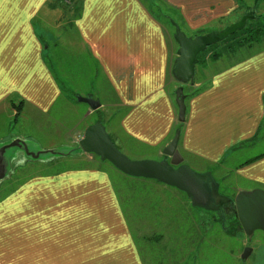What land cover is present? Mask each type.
Instances as JSON below:
<instances>
[{
  "label": "crops",
  "instance_id": "1",
  "mask_svg": "<svg viewBox=\"0 0 264 264\" xmlns=\"http://www.w3.org/2000/svg\"><path fill=\"white\" fill-rule=\"evenodd\" d=\"M162 1L189 25L221 21L243 6L241 0ZM59 6L56 0H0V125L11 127V119L19 122L31 108L37 116L45 114L58 100L57 69L46 46L52 42L47 37L56 39V29L46 26L63 25ZM75 10L68 8L72 17L64 25L96 62L119 108H134L126 127L137 142L164 143L178 120L183 159L194 157L213 169L237 161L232 172L245 187L222 199L234 203L241 192L264 191V157L253 161L264 153L241 162L243 153L264 139V49L247 47L246 54L215 72L209 86L187 100L181 123L163 85L173 76V52L148 3L82 0L79 15ZM114 188L105 169L70 167L28 177L0 201V264H149L157 249L150 245L147 256L139 248L134 231L143 225H131ZM150 202L149 220L157 221L158 201ZM252 251L248 257L256 253V264L259 250ZM236 256L204 244L195 264H237Z\"/></svg>",
  "mask_w": 264,
  "mask_h": 264
},
{
  "label": "rangeland",
  "instance_id": "2",
  "mask_svg": "<svg viewBox=\"0 0 264 264\" xmlns=\"http://www.w3.org/2000/svg\"><path fill=\"white\" fill-rule=\"evenodd\" d=\"M241 2L243 6L226 19L208 25H189L177 10L167 6L162 0H145L154 16L162 24L161 29L166 33L171 45H169L170 51L173 52L174 66L180 49L175 40L177 29L186 39L194 40L223 32L228 27L239 23L243 17L248 16L249 12L252 20L249 19L247 26L255 25L257 21L264 22V0H241ZM81 3L82 0H56V4L63 10V25L46 26V30L51 32L56 29L53 32L56 39L53 41V38L51 40L47 37L53 43L50 42L52 44L50 47L48 40L46 46L51 49L49 54L51 63L57 69L61 84L58 100L52 104L53 107H50L49 111L46 110L45 114L37 116L36 110L31 108L24 111L26 114L19 122L11 119V127L5 124L0 125V148L19 138L26 143L30 153L45 152L38 159H34L26 156L23 149L7 150L5 158L7 173L5 179L0 181V201L16 192L21 184L33 175L58 172L70 167L105 169L111 174L116 196L123 201L131 225L134 227L137 222L143 225V232L134 231L139 248L144 250L147 256H149L147 248L150 245L157 249V252L152 254V262L150 261L149 264H153L155 257L157 258L154 264H195L198 250L204 244L215 245L225 252H234L237 255L235 257L237 264L254 263L253 257L256 253L252 258L242 257L246 249H258L260 259L256 264H264L261 263L264 252V231H256L252 236H247L238 219L234 218L235 215L231 212L224 218L216 210L195 208L186 194L178 189L154 180L127 176L110 162L102 161L100 157L82 151L80 141L84 138L85 131L90 126L100 123L117 148L131 160L161 162L167 159L170 161V158L163 155V150L171 143L176 132L183 125L179 124L178 120L175 121L177 131L173 130L164 143L156 146L137 142L132 129L126 127L134 108H131L130 112H128L129 109L119 108L115 94L109 92L106 87V79L96 62L85 51L86 49L80 44V40L69 25H64L65 20L68 23L69 17H72V14L67 13L68 8L74 6L76 14L79 15ZM62 10L59 11L62 12ZM233 36L229 37L225 44L224 41L212 45L198 55L199 63L195 68V75L187 84L179 83L173 76H167L166 83L163 80L177 117L176 92L178 89H183L187 107V100L203 87H208L211 76L215 72L234 63L241 57L239 55L247 53V47L231 48L235 45V36ZM253 46H256V49H264V41ZM48 51L49 49L47 56ZM216 54L220 55V58L214 61L212 56ZM76 64H81L84 69ZM78 98L98 101L100 107L92 110L88 104L80 103ZM10 135L13 137L10 138ZM261 153H264V139L256 144L255 148L244 152L243 154L246 155L241 162L251 158L249 156L255 157ZM238 157L239 154L234 160ZM236 163L237 161L232 160L225 168L219 165L213 169L208 163L205 164L194 157L188 160L184 158V164L196 173L203 174L206 170H210L219 185V194L226 198L228 195L233 197L237 188L245 187V184L238 181L232 172ZM151 199L158 201L157 221L149 220L151 219ZM141 235L148 238H143Z\"/></svg>",
  "mask_w": 264,
  "mask_h": 264
},
{
  "label": "water",
  "instance_id": "3",
  "mask_svg": "<svg viewBox=\"0 0 264 264\" xmlns=\"http://www.w3.org/2000/svg\"><path fill=\"white\" fill-rule=\"evenodd\" d=\"M249 19H251L250 12L239 23L228 27L223 32L213 33L194 40L186 39L180 30L177 29L175 40L180 49L178 52L179 57L172 72L174 78L179 83L187 84L195 75V68L199 63L198 55L208 47L224 42L232 35L244 30ZM185 100L183 89H178L176 92V103L178 105V118L181 123H184L186 119L187 107ZM78 101L88 104L92 110L100 107L98 101L90 98H78ZM180 135L181 131L179 130L171 143L163 150V155L170 158V161L167 159L161 162L131 160L117 148L100 123L90 126L85 131L84 138L80 141V148L86 154H93L100 157L102 161L110 162L116 169L127 176L154 180L178 189L186 194L195 208L215 211L220 206L219 185L211 173L199 174L184 164V159L178 150ZM11 148L23 149L26 156L34 159H38L45 154V152L30 153L26 143L19 139L1 147L0 181L6 177V152ZM225 200L227 201V199ZM234 207L238 221L247 236H252L256 231H264V191L254 190L239 193L234 200ZM251 252L252 250L246 249L243 258H247Z\"/></svg>",
  "mask_w": 264,
  "mask_h": 264
},
{
  "label": "trees",
  "instance_id": "4",
  "mask_svg": "<svg viewBox=\"0 0 264 264\" xmlns=\"http://www.w3.org/2000/svg\"><path fill=\"white\" fill-rule=\"evenodd\" d=\"M150 11H151V9H150ZM152 14L154 15V13H152ZM234 36L233 37L235 40V42H234L235 45L231 47L232 49H234L235 46L238 47V49H240L243 47H251L254 44H259V43L264 41V22L257 21V23L255 25H252L250 27L247 26L244 30H242V32L240 31ZM226 41L224 42V44L226 43ZM219 58H220V55H217V54L212 56V59L214 61H217V59H219ZM56 79H57V81H59L58 77H56ZM262 157H264V155H261L255 159H253V161L257 160L259 158H262Z\"/></svg>",
  "mask_w": 264,
  "mask_h": 264
},
{
  "label": "flooded vegetation",
  "instance_id": "5",
  "mask_svg": "<svg viewBox=\"0 0 264 264\" xmlns=\"http://www.w3.org/2000/svg\"><path fill=\"white\" fill-rule=\"evenodd\" d=\"M219 202H220V206L218 209H216V211L219 214H221L222 216H224V218H226V214L231 212L233 215H235L234 218L236 217V219H238L233 202L226 201L225 199H222L221 197H220Z\"/></svg>",
  "mask_w": 264,
  "mask_h": 264
}]
</instances>
